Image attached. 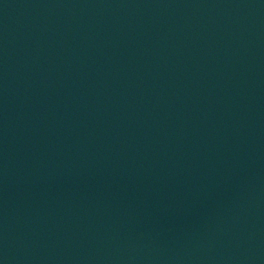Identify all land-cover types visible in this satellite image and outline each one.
<instances>
[{
  "label": "water",
  "instance_id": "water-1",
  "mask_svg": "<svg viewBox=\"0 0 264 264\" xmlns=\"http://www.w3.org/2000/svg\"><path fill=\"white\" fill-rule=\"evenodd\" d=\"M0 264H264V0H0Z\"/></svg>",
  "mask_w": 264,
  "mask_h": 264
}]
</instances>
